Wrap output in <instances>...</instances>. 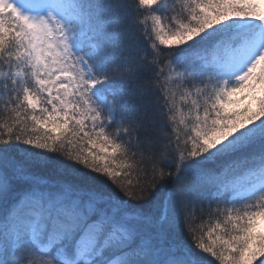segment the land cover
I'll use <instances>...</instances> for the list:
<instances>
[{
    "label": "snow or ice",
    "instance_id": "obj_1",
    "mask_svg": "<svg viewBox=\"0 0 264 264\" xmlns=\"http://www.w3.org/2000/svg\"><path fill=\"white\" fill-rule=\"evenodd\" d=\"M0 264H264V0H0Z\"/></svg>",
    "mask_w": 264,
    "mask_h": 264
}]
</instances>
